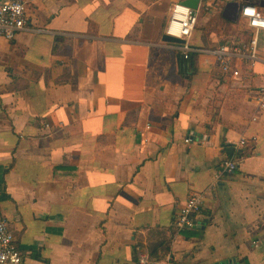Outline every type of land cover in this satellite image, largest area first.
<instances>
[{
	"label": "crops",
	"instance_id": "obj_1",
	"mask_svg": "<svg viewBox=\"0 0 264 264\" xmlns=\"http://www.w3.org/2000/svg\"><path fill=\"white\" fill-rule=\"evenodd\" d=\"M185 1L31 0L34 31L0 38V215L22 264H264V114L250 121L249 95L264 65L241 83L211 57L154 52ZM231 3L198 1L192 47L248 42ZM193 192L202 213L177 232Z\"/></svg>",
	"mask_w": 264,
	"mask_h": 264
},
{
	"label": "built area",
	"instance_id": "obj_2",
	"mask_svg": "<svg viewBox=\"0 0 264 264\" xmlns=\"http://www.w3.org/2000/svg\"><path fill=\"white\" fill-rule=\"evenodd\" d=\"M31 0H5L0 4V38L13 41L17 35L30 32L27 28V8ZM206 1V0H200ZM217 1V0H215ZM239 2L241 5L240 19L246 24V32L250 35L247 43L226 39L216 48L192 47L189 43L198 24V12L182 2L173 5L170 17L164 28V35L181 41V43L161 42L155 47L159 50L177 53L183 62H188L193 56H207L214 60L215 66L224 77L245 83L247 74L256 64L264 65V52L259 48V35L264 32V14L254 5L243 0H227ZM246 5L245 8H243ZM34 31V30H32ZM36 31V30H35ZM254 102V113L250 118L256 122L264 114V87L249 92ZM192 138L185 140L192 143ZM240 146L246 144L245 139L238 141ZM225 174L232 175L238 170L235 161L223 162ZM203 194L191 193L185 203L179 207L172 226L177 232L193 230L196 218L202 213L204 204ZM25 255L15 244L13 233L8 229L4 216L0 215V264H22ZM138 264H174L170 256L155 260L145 253H140Z\"/></svg>",
	"mask_w": 264,
	"mask_h": 264
},
{
	"label": "water",
	"instance_id": "obj_3",
	"mask_svg": "<svg viewBox=\"0 0 264 264\" xmlns=\"http://www.w3.org/2000/svg\"><path fill=\"white\" fill-rule=\"evenodd\" d=\"M198 1L199 0H188V1L183 2V4L186 5V6H189L190 8H192L194 10H196ZM243 1L245 3H249V0H243ZM255 2H256L255 3L256 5L264 7V0H255ZM245 7H246V5L243 8H245ZM228 9L235 10L233 12V18L232 19H233V21H237L238 13H239V10L241 9V5L239 3H231V4H229ZM162 41L163 42H167V43H181V41L169 38V37H167L165 35L162 37Z\"/></svg>",
	"mask_w": 264,
	"mask_h": 264
},
{
	"label": "rangeland",
	"instance_id": "obj_4",
	"mask_svg": "<svg viewBox=\"0 0 264 264\" xmlns=\"http://www.w3.org/2000/svg\"><path fill=\"white\" fill-rule=\"evenodd\" d=\"M215 25V24H214ZM212 25H209V27H211ZM216 26V25H215ZM160 43V41L159 42H157L155 45H157V44H159ZM154 52H156V53H158V55L159 56H161L162 58H164L166 55H168V54H171L172 53V55L174 54V58H175V60H176V64L179 62V56H178V54L177 53H173V52H171V51H165V50H162V49H154ZM203 58H207V57H204V56H202Z\"/></svg>",
	"mask_w": 264,
	"mask_h": 264
},
{
	"label": "trees",
	"instance_id": "obj_5",
	"mask_svg": "<svg viewBox=\"0 0 264 264\" xmlns=\"http://www.w3.org/2000/svg\"><path fill=\"white\" fill-rule=\"evenodd\" d=\"M182 63H185V62H182ZM182 66H185V65H182Z\"/></svg>",
	"mask_w": 264,
	"mask_h": 264
}]
</instances>
